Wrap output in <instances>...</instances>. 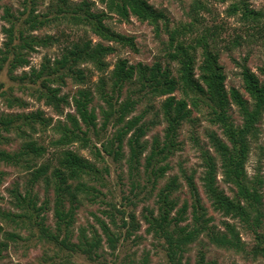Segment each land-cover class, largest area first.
Wrapping results in <instances>:
<instances>
[{
  "label": "trees",
  "instance_id": "1",
  "mask_svg": "<svg viewBox=\"0 0 264 264\" xmlns=\"http://www.w3.org/2000/svg\"><path fill=\"white\" fill-rule=\"evenodd\" d=\"M44 5L45 10L39 11ZM19 7L21 10L15 12L10 7L3 9L5 25L1 32L5 38L0 47V75L6 71L12 85L0 80L1 103L7 110H23L28 105L23 99L26 97L49 107L59 117L65 108L72 107L73 113H66L63 121L47 117L40 110L0 114V145L9 144L7 135L12 134L20 142L14 151L0 148V167L26 174L23 187L15 184L9 191L14 210H0V260L8 242L33 239L56 253L69 258L83 256L91 262L101 258L105 242L114 256L122 235L103 220L97 219L100 232L92 228L88 236L80 230L77 242H72V230L82 202L94 203L102 195L97 185L103 186L105 172L79 151L88 149L96 161L104 153L118 163L125 156L124 142L129 152L128 170L139 176V168H143L151 185L150 195L156 191L154 208H144L143 220L146 234L161 243L167 264H189L185 258L188 247L202 238L218 249L264 260V179L259 174L249 177L246 172L251 145L258 137V125L264 115V81L248 68L246 59L238 65L247 98L235 88H226V75L213 48L214 32L204 29L199 36L192 23L169 29L165 14L149 0H19ZM194 7V11L204 8L199 2ZM225 14L245 28H254L262 20V13L245 0L230 4ZM112 17L118 22L135 18L151 26L157 36L163 29L167 37L166 65L160 60L152 65L130 64L119 58L111 66L107 58L116 53L117 47L137 51L133 37L108 26ZM232 44L239 46V37ZM53 47L58 48V54L44 56L38 69L14 75L30 66L31 55L37 50ZM259 73L264 77V67L259 68ZM68 82L78 87L71 102L69 96L62 94ZM94 98L102 103L99 130L97 114L90 108ZM233 108L239 122L232 117ZM198 121L209 126L205 137L213 152L211 155L201 150V189L195 172L166 176L169 160L181 150L179 131L185 123ZM108 126L114 130L112 137L98 149L93 146L90 133L98 138L99 131H106ZM157 127H162L161 135L153 136L151 143L146 141L147 134ZM38 134L50 135L49 141L43 144L36 138ZM74 146L79 149L74 150ZM5 176L0 170V185ZM219 176L231 195L219 186ZM165 178L156 190L158 181ZM181 179L188 200L180 201L177 195L183 187ZM41 181L52 196L38 206L35 187ZM202 195L208 207L204 206ZM208 208L224 218L221 227L213 224ZM111 209L122 216L124 228L129 226L127 239L134 235L139 229L134 217L130 216L132 223L126 222L124 211L115 206ZM51 210L54 228L47 225L46 215ZM108 216L116 228L114 214ZM238 227L253 237L250 250L242 242ZM149 262L150 255L144 253L138 260L125 257L120 264ZM195 264L217 262L207 260L206 253L199 251Z\"/></svg>",
  "mask_w": 264,
  "mask_h": 264
},
{
  "label": "rangeland",
  "instance_id": "2",
  "mask_svg": "<svg viewBox=\"0 0 264 264\" xmlns=\"http://www.w3.org/2000/svg\"><path fill=\"white\" fill-rule=\"evenodd\" d=\"M239 0H149V3L157 10L162 11L168 22L169 29L180 28L188 24H193L194 32H197L199 36L203 33L204 29L210 30V33L214 32V51L219 56V63L222 65L226 82L225 86L229 90L235 88L240 91L244 97L247 98L241 83L240 67L239 63L246 59L248 68L254 72L261 81H264V77L259 73V68L264 67V0H245L248 2L251 8L262 13V20L259 25L254 28H245L236 22L235 19L227 18L225 11L230 4ZM199 2L204 6L203 9L195 10V3ZM4 7H10L14 12L21 10L19 7V0H0V47L4 40V35L1 32V27L5 25L2 15ZM46 5L42 6L39 11H44ZM97 8L101 10V7L97 4ZM197 21L193 23V20ZM108 26L115 32L123 34L128 37L134 38V43L137 51H132L129 48L117 47L116 53L107 58V62L112 66L119 58L127 60L130 64L142 63L145 65H152L156 61H161L163 65H166L164 43L166 42V35L163 29H160L159 36L154 33L151 26L146 23H140L135 18H130L126 22H118L117 18L107 21ZM241 26V27H240ZM163 28V27H161ZM40 35V33H36ZM239 37L240 45L234 46L232 41L235 37ZM95 41L96 38L92 37ZM57 47L51 49H39L36 53L31 55L30 66L27 68L19 69L14 75H20L23 71L29 72L31 68L38 69L42 58L44 56L53 57L58 54ZM174 70L175 66L170 65ZM6 71L0 75V80L4 81L7 86L12 85L5 75ZM96 78L93 79V81ZM71 82L62 88V94L71 97L75 95L76 89ZM28 103L27 107L23 110H7L0 101V114L2 112H24L30 113L37 110L42 111L47 117H51L54 120L63 121L66 113H73L72 107L65 108L62 116H57L52 109L44 106L42 103H38L32 99L23 97ZM159 100L155 105L158 107ZM102 103L94 98L90 108H94L97 114V129L101 127V117L98 114L99 106ZM232 117L236 122H239L236 109H232ZM198 118V116H194ZM148 119V118H147ZM208 124L203 121H198L194 124L185 123L179 131V141L181 142V150L177 152L174 157L169 160L170 170L166 173V176H182L183 172L190 174L195 172V179L197 186L200 188L198 176L203 170L201 167V150L205 149L213 155L212 150L207 145V139L205 137V130L208 128ZM259 134L257 139L251 145V153L246 165V172L249 177H253L259 174L264 179V115L258 125ZM114 130L111 126H108L106 131H99V137L96 138L90 133V139L93 146L101 149V144L110 137H112ZM162 127H157L149 132L145 138L146 141L151 143L153 136L161 135ZM36 136L40 142L45 144L49 141L50 135L39 137ZM11 142L9 144H2L0 148L7 151H14L18 148L19 140L14 135H7ZM99 140V141H98ZM74 150H78V146L73 147ZM79 153L90 160L95 162L97 167L105 172L103 175V186L97 185L98 190L101 192V196L94 202L88 201L82 202L76 211L75 223L73 225L72 242H77V237L80 234V230H85L88 236H91V229L94 228L100 232L97 219L103 220L107 223L112 230L121 232L122 238L119 241L117 251L114 256H111L110 250L106 248L105 242H103V248L101 250V258L96 262L88 261L83 256H73L69 258L64 253H56L52 247L45 244L38 243L37 240L31 241H18L15 243L8 242V249L3 253V258L0 260V264H120L125 257H131L140 259L144 253L150 255L149 264H167L164 252L162 250L161 243L145 232V225L143 220L144 208H154V196L156 191L151 192V185L147 181L143 168H139V176L133 175L127 168L126 158L128 156V147L124 142L123 154L124 158L118 162H113L108 156L102 153L101 160L96 161L94 156L88 149H81ZM103 159V160H102ZM46 160V159H45ZM46 162V161H45ZM0 170L6 173V176L0 185V210H14L11 205V198L9 191L15 184H19L22 188L25 180V172L11 168L1 166ZM166 178L162 181H158L156 190L162 186ZM181 185L183 186L177 195L180 197V201L188 200L189 196L185 187V182L181 179ZM219 186L228 194L231 195L229 189L222 184L221 177H218ZM201 189V188H200ZM202 191V190H201ZM35 193L38 194L39 202L38 206L44 202L45 199L51 200V191H47L45 183L41 181L35 187ZM202 194V192H201ZM264 194V189H263ZM202 200L205 207H208L204 196ZM264 201V198H263ZM111 206H115L118 211H124L125 216L123 218L126 222H131L130 216H133L139 229L134 235L129 237L125 236L127 228L123 227L122 216L111 209ZM50 209V208H49ZM209 209V208H208ZM209 214L214 218V225L221 227V222L224 218L220 214L213 213L209 209ZM112 213L115 216L117 227H113L109 214ZM47 225L54 228V218L52 210L46 215ZM7 231H12L10 227H5ZM241 233V240L246 245L247 250H250L253 245V237L250 234H246L241 227H238ZM264 232V220L263 229ZM27 236V235H25ZM24 236V237H25ZM23 237V235H22ZM2 240V236H0ZM185 258L189 261V264H195L196 255L199 251L206 253L207 260L216 261L217 264H264V260L252 258H246L244 255L236 254L232 251H226L218 249L213 245H210L205 238H202L198 243L190 245ZM116 256V257H115ZM68 260V263H67Z\"/></svg>",
  "mask_w": 264,
  "mask_h": 264
}]
</instances>
